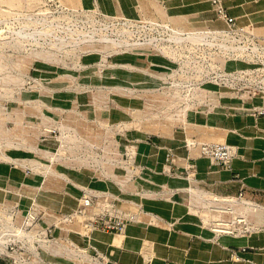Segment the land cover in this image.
Here are the masks:
<instances>
[{"label": "rangeland", "instance_id": "374dc122", "mask_svg": "<svg viewBox=\"0 0 264 264\" xmlns=\"http://www.w3.org/2000/svg\"><path fill=\"white\" fill-rule=\"evenodd\" d=\"M78 1L0 0L1 150L24 143L32 158L50 164H57L55 157L72 155L85 165L91 161L119 168L120 162H135L141 141L158 144L160 135L172 129L192 133L189 126L204 124L215 108L232 113L230 100L247 103L264 97V0H240L239 5L222 0L225 13L233 17L230 23L220 18L212 0H130L125 8L118 0ZM22 28L43 29L53 36L85 32L94 40L57 48L52 36L15 38L14 32ZM198 31L205 39L201 44L169 40L174 33ZM103 36L122 40V46L103 45ZM249 107L239 110L264 117L263 106ZM210 143L232 147L225 142L202 144ZM93 173L97 178L101 171ZM87 191L81 189L80 195L90 196ZM91 199L96 200L95 212H100L103 196ZM75 209L57 213L55 220L48 213L38 220L47 223V239L64 237L69 262L70 234L61 232L86 227ZM31 210L40 216L37 205ZM18 214L13 217L17 234H34L20 230ZM0 216L3 223L6 216ZM86 230L88 239L102 232ZM36 238L45 241L41 236L19 238L34 246L21 243L15 253L4 254L15 259L14 264H57L40 262L48 255L36 248ZM90 250L91 257L99 256ZM28 254V263L18 257ZM11 257H1V263L13 264Z\"/></svg>", "mask_w": 264, "mask_h": 264}, {"label": "crops", "instance_id": "0c3cea01", "mask_svg": "<svg viewBox=\"0 0 264 264\" xmlns=\"http://www.w3.org/2000/svg\"><path fill=\"white\" fill-rule=\"evenodd\" d=\"M118 1L125 8L130 0ZM246 102L230 100L233 111L228 115L215 108L204 124L189 126L192 133L172 129L157 136L158 144L141 141L135 162H120L119 168L91 161L86 166L72 155L55 157L57 164H50L32 158L24 143L0 149V213L7 217L16 211L22 220L37 205L40 219L48 213L55 220L57 213L80 206V190L86 188L90 197L103 196L99 208L132 220L116 235L99 231L88 239L85 228L62 231L70 234L71 262L64 237L41 236L45 241L37 242L36 248L48 257L40 262L264 264V117L239 110L264 107V97ZM205 142H225L234 148L229 168L201 155L199 145ZM93 171L101 173L95 178ZM38 222L45 229L47 223ZM90 249L99 256L91 257Z\"/></svg>", "mask_w": 264, "mask_h": 264}, {"label": "built area", "instance_id": "2783aa9c", "mask_svg": "<svg viewBox=\"0 0 264 264\" xmlns=\"http://www.w3.org/2000/svg\"><path fill=\"white\" fill-rule=\"evenodd\" d=\"M212 3L214 4V8L218 13L220 14V18L225 19V23L233 22V17L228 16L224 8L222 6V0H212ZM230 151V152H229ZM200 153L203 157L210 158L211 160L217 162L218 164H222L225 166V168L230 167V163L232 161V158L234 157V153L231 149L225 146L223 143H210V144H202L200 146ZM171 160V159H170ZM241 198L242 193L238 194ZM96 201V200H95ZM92 201L91 197L89 195L82 194L79 197V203L80 206L75 210V212L79 215H83V219L86 223V229L88 228H95L97 230H102L103 232H110V233H121L126 225L127 222L132 220V217H118L117 215L113 214L112 211H109L107 209H101L99 208L100 212H95L94 206L96 205V202ZM16 211H12L9 215L7 214V217H2L4 219L3 223H0V248L3 249V251L0 250V264L2 262L1 257H11L4 252L7 253H15L16 248H20L19 244L23 243V240H19L18 238V232H16V227L13 223V217L15 216ZM3 216V215H2ZM39 217L38 215L33 212L31 209H28L22 219L20 230L27 229L34 234H31L34 237H40V236H46L47 235V229H41L39 226ZM240 221V220H239ZM222 231H230L227 229H224ZM27 237V236H26ZM25 237V238H26ZM36 242H40L41 240L39 238L35 239ZM28 242H26L27 246ZM9 250L11 252H9ZM3 255V256H1ZM28 258H25L23 256L20 257L22 262L31 261L30 257L31 255H27ZM12 258V257H11ZM232 258L235 260H238L239 257L236 253L232 254ZM13 259V258H12ZM25 259V261H24ZM15 259H13L14 264ZM26 264V263H25Z\"/></svg>", "mask_w": 264, "mask_h": 264}, {"label": "bare ground", "instance_id": "6f19581e", "mask_svg": "<svg viewBox=\"0 0 264 264\" xmlns=\"http://www.w3.org/2000/svg\"><path fill=\"white\" fill-rule=\"evenodd\" d=\"M45 22V21H44ZM49 26V24H47ZM70 26V25H69ZM72 26V25H71ZM106 25H104L103 27H105ZM169 26V25H168ZM102 27V28H103ZM107 27V26H106ZM164 27V26H163ZM170 27V26H169ZM44 28V27H43ZM97 29V28H95ZM73 30V29H72ZM87 31V30H86ZM93 31V29H92ZM97 31V30H96ZM170 31V30H169ZM67 32V31H66ZM69 32V31H68ZM71 32V30H70ZM70 32L69 35L64 36H57L59 34H57L56 36L52 35L49 31H45L43 29H36L34 31H25L23 28L15 31L13 35H15V38L17 39H26V38H33V37H41L44 40H48L49 36H52V39L49 38L51 40V44L55 45L57 48L62 47L63 45L70 43L73 46H77L76 43H86V42H92L94 40L93 35L90 33L91 36H89L87 33L85 34V32H79L78 35L74 36H70ZM75 32V31H73ZM94 32V31H93ZM92 32V33H93ZM96 33V32H95ZM180 33H174L173 35H170L169 40L170 41H174L175 43H183L185 41H190V43H195V44H201L205 41L204 36L202 35V33L200 31L193 33V32H187L184 33L185 35L181 36L179 35ZM73 35V34H72ZM100 35V34H99ZM98 35V36H99ZM106 35V34H105ZM112 37V36H111ZM206 38V36H205ZM34 39V38H33ZM96 39V38H95ZM102 42L104 43L103 45L109 46L110 44H118L120 45L122 43V40H114V39H110L109 37H104L101 38ZM117 39V38H116ZM21 41V40H20ZM53 41V42H52ZM211 41V40H209ZM125 44V43H124ZM236 45L233 43V46ZM122 46V45H120ZM124 46V45H123ZM40 56L46 57L45 59H49L50 58V54L48 53H40ZM70 132V130H62V132ZM67 137H70V135H68ZM63 147V146H62ZM231 148V147H230ZM230 152V151H229ZM234 153V151H233ZM228 209V208H227ZM226 210V209H225ZM231 210V209H230ZM75 215V214H74ZM1 219V218H0ZM1 223V221H0ZM232 227V226H231ZM27 238V237H26ZM25 238V239H26ZM0 250H2V248H0Z\"/></svg>", "mask_w": 264, "mask_h": 264}]
</instances>
